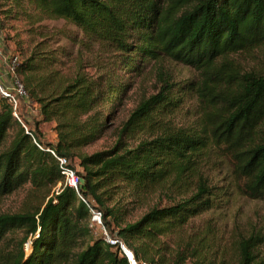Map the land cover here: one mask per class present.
Masks as SVG:
<instances>
[{"label": "trees", "instance_id": "trees-1", "mask_svg": "<svg viewBox=\"0 0 264 264\" xmlns=\"http://www.w3.org/2000/svg\"><path fill=\"white\" fill-rule=\"evenodd\" d=\"M44 20L76 30L65 36L80 57H93L95 72L79 65L71 80L59 77L61 49H46L42 31L12 70L11 61L12 83H22L38 119L28 125L17 114L23 98L14 110L0 95V198L26 188L43 204L0 214V243L23 234L5 264H128L94 236L88 206L148 264H264L261 233L222 247L216 228L232 191L264 202V71L236 59L264 50V0H0L2 28ZM169 63L196 75L177 81ZM148 67L154 92L128 113L111 148L84 153L116 119L132 76ZM178 113L193 120L177 122ZM49 123L55 141L45 143L39 126ZM47 149L81 177L78 191ZM222 167L229 180L219 185L210 170ZM132 201L149 203L130 222Z\"/></svg>", "mask_w": 264, "mask_h": 264}, {"label": "rangeland", "instance_id": "rangeland-1", "mask_svg": "<svg viewBox=\"0 0 264 264\" xmlns=\"http://www.w3.org/2000/svg\"><path fill=\"white\" fill-rule=\"evenodd\" d=\"M42 27V30H40ZM33 30L32 33L29 30ZM43 32L44 36L41 38L39 32ZM76 30L65 24L62 20H44L39 24L30 26L24 21L9 22L0 26V85L5 88L11 87L13 75L10 71L11 61L14 57L19 61L25 59L30 54L35 43L46 41V49H61V55H58L59 63L53 67L59 73V77L64 80H71L77 67L87 66L86 72L93 74L95 69L90 67L93 57L89 54L83 53L80 57L77 53V47L74 46L66 34H74ZM236 59L245 68L258 67L264 71V50H257L251 55L238 56ZM168 69L173 73L177 81L193 79L196 75L195 71L185 67L181 64H168ZM149 67L146 68L140 75H133V87L128 92L126 100L118 112L116 119L111 122L106 135L94 143L93 145L83 149L86 154H91L97 151H102L111 148L116 141L117 130L125 121L128 113L136 106L143 96L152 94L155 90V80L153 73L148 72ZM20 107L18 108V115H23L29 121L30 126L38 119L37 106L30 102L28 98L21 99ZM104 108L100 106V108ZM191 114L178 113L175 115V120L181 123H189L193 120ZM53 123L40 124V140L48 143L55 141L54 132L52 130ZM75 170L78 171L77 161L73 162ZM228 173L227 168H215L210 170L212 180L219 185H223ZM58 187V186H57ZM160 199V198H159ZM165 204L166 199H163ZM126 202L127 199H124ZM154 201H157L155 199ZM149 202H131L129 206L133 207L132 214L128 217L130 222L136 220L143 214ZM41 201L32 200L26 188L19 189L11 195L0 198V214L1 213H17L25 209L35 210L36 207H41ZM217 237L220 245L230 246L233 242L241 237H245L250 233H261L264 237V202L253 201L240 196L236 191H232L228 203L217 213ZM208 215L195 220L196 224L208 219ZM13 238L8 242L0 243V264H5L10 261V253H17V245L21 241L22 232H16L11 235ZM24 253H29V242L25 243L23 247ZM259 253L264 255V244L259 247ZM189 264V263H188Z\"/></svg>", "mask_w": 264, "mask_h": 264}, {"label": "built area", "instance_id": "built-area-1", "mask_svg": "<svg viewBox=\"0 0 264 264\" xmlns=\"http://www.w3.org/2000/svg\"><path fill=\"white\" fill-rule=\"evenodd\" d=\"M16 58L12 60V68ZM0 95L7 99L8 103L11 104L12 108L15 110L18 106L19 99L26 98V92L22 83L15 79L11 87L5 88L0 85ZM14 116L17 118L16 113ZM18 119V118H17ZM39 148H41L39 146ZM50 154L56 157L58 165L60 168V173L64 179V184L73 188L75 191L81 187L82 179L78 176L74 170L69 166V161L64 157H57L52 150L47 149ZM90 224L89 227L92 230V233L95 237L101 238L108 246L112 247L114 251H117L118 254L126 259L128 264H148L145 261L136 260L134 254L128 247L118 238L113 237L105 228L102 221V214L100 211L90 207Z\"/></svg>", "mask_w": 264, "mask_h": 264}, {"label": "water", "instance_id": "water-1", "mask_svg": "<svg viewBox=\"0 0 264 264\" xmlns=\"http://www.w3.org/2000/svg\"><path fill=\"white\" fill-rule=\"evenodd\" d=\"M83 185V180H82V182H81V186Z\"/></svg>", "mask_w": 264, "mask_h": 264}, {"label": "crops", "instance_id": "crops-1", "mask_svg": "<svg viewBox=\"0 0 264 264\" xmlns=\"http://www.w3.org/2000/svg\"><path fill=\"white\" fill-rule=\"evenodd\" d=\"M54 137H55V135H54ZM54 142V141H53Z\"/></svg>", "mask_w": 264, "mask_h": 264}]
</instances>
